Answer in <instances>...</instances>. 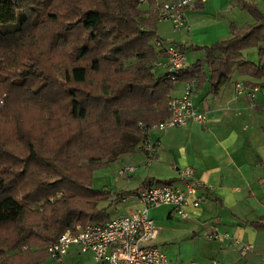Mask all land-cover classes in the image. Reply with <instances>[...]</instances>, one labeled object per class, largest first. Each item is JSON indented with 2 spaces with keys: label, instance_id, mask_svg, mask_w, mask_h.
<instances>
[{
  "label": "trees",
  "instance_id": "1",
  "mask_svg": "<svg viewBox=\"0 0 264 264\" xmlns=\"http://www.w3.org/2000/svg\"><path fill=\"white\" fill-rule=\"evenodd\" d=\"M244 7L252 23L230 24L171 80L164 47L185 48L139 0H0V264H45L64 231L110 220L127 192L92 175L143 147L176 81L199 88L204 65L213 92L234 71L264 75V12Z\"/></svg>",
  "mask_w": 264,
  "mask_h": 264
},
{
  "label": "crops",
  "instance_id": "2",
  "mask_svg": "<svg viewBox=\"0 0 264 264\" xmlns=\"http://www.w3.org/2000/svg\"><path fill=\"white\" fill-rule=\"evenodd\" d=\"M250 1H257L260 9V3H264L196 1L186 10L185 29L173 31L167 22L170 28L158 34L173 39L185 50L201 53V57L193 53V62L187 63L186 59L187 67L203 58L204 47L226 39L230 24L239 28L252 23L249 14L251 22L243 16L244 6ZM228 3L230 6L226 8ZM249 50L243 52L246 61H250ZM258 60L250 62L257 64ZM203 68L204 82L195 89L192 99L195 109L204 113L205 123L189 121L183 128L172 126L150 131L149 140L156 143V150L148 165L141 148L128 154L125 164L98 174L107 177L111 190L127 192L112 205H117L119 212L109 217L113 219L138 209L141 205L137 193L150 183L184 189L181 171L188 167L199 183L194 196L200 197V203L196 207L188 204L186 217L179 216L169 205L151 207L148 216L158 231L149 245L163 252L170 262L179 264H206L213 260L221 264H264V93L258 91L248 97L245 92L235 90L237 84L250 87L264 83V75L234 71L230 80L213 92L209 70L205 65ZM184 82L173 84L170 97L182 93ZM126 165H134L136 169L120 176L118 170ZM212 232L226 236L208 238ZM236 242L251 244V249L240 255ZM61 264L100 263L90 252H80L72 246Z\"/></svg>",
  "mask_w": 264,
  "mask_h": 264
},
{
  "label": "built area",
  "instance_id": "3",
  "mask_svg": "<svg viewBox=\"0 0 264 264\" xmlns=\"http://www.w3.org/2000/svg\"><path fill=\"white\" fill-rule=\"evenodd\" d=\"M150 8L158 22H169L173 31L186 28L185 8L196 1L203 0H139ZM165 62L161 67L172 72L170 79L175 80L176 75L186 65V58L172 44L164 47ZM196 89L195 79L191 78L184 82L182 93L168 100V115L157 123L150 125L149 130L163 131L169 127H185L189 121L205 123L204 113L199 112L193 105V94ZM237 93L245 92L248 97L261 91L264 93V83L245 86L237 84ZM2 103V100H0ZM141 126V124H140ZM264 130V125H263ZM143 152L145 162L148 165L156 150V143L149 139L144 142ZM136 169L134 165H126L118 170L120 176H127ZM184 189L170 185H147L137 193L140 207L130 213L118 216L107 221L104 225L87 224L76 225L72 229L64 231L55 242L47 246L48 258L55 263H62L68 249L76 246L80 252H90L95 261L100 264H179L170 262L165 254L149 242L156 237L158 227L148 216L151 207L169 205L174 208L181 217H186L185 207L188 204L196 207L200 203V197L194 196L198 181L193 178L190 168L185 167L181 171ZM192 197V198H191ZM211 239H221L225 235L212 232L207 235ZM237 251L245 255L251 244L239 243ZM188 264H196L189 262ZM206 264H221L210 261Z\"/></svg>",
  "mask_w": 264,
  "mask_h": 264
},
{
  "label": "rangeland",
  "instance_id": "4",
  "mask_svg": "<svg viewBox=\"0 0 264 264\" xmlns=\"http://www.w3.org/2000/svg\"><path fill=\"white\" fill-rule=\"evenodd\" d=\"M227 2H229V0H227ZM224 3H226V2H224ZM229 6H230V3L227 4L226 8H228ZM260 7L264 11V3H260ZM243 13H244L243 16H245L246 19H247L246 21L251 22V19L247 16L248 13L246 12V10H243ZM223 16L225 17V15H223ZM168 27H169V24H165V23L164 24H158V29L157 30L159 32H162L163 29H165V28L168 29ZM158 31H157V33H158ZM193 53H194V51H192V50H189V49L185 50L184 56L187 59V63L193 62V59H192L193 58ZM249 53L247 54V59L248 60H250V61H257L258 60L259 56H258V53H257L256 49L249 50ZM194 54L195 55L198 54L197 57H201V53L195 52ZM197 57H196V59H197ZM0 97L3 99V103H4V96H0ZM0 128H3V127L0 126ZM126 162H127V155H123L122 157H120V159H118L117 161L113 162L111 164V166H106V167H103V168L95 170L93 175H92V182H91L92 187L96 188V189H100V188L101 189L102 188H107L108 189V188H110L108 186L109 183H108L107 177H105L103 175L100 177V176H98V174L101 173V172H104V170H106V168L115 169L117 166L123 165ZM117 212H119V208L117 207V205H114V206H112V207H110L108 209V214H109L110 217L114 216ZM45 264H55V263L51 259L47 258V260L45 261Z\"/></svg>",
  "mask_w": 264,
  "mask_h": 264
}]
</instances>
